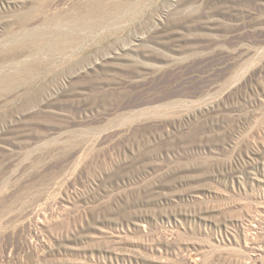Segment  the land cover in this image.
Returning <instances> with one entry per match:
<instances>
[{
    "label": "rangeland",
    "instance_id": "obj_1",
    "mask_svg": "<svg viewBox=\"0 0 264 264\" xmlns=\"http://www.w3.org/2000/svg\"><path fill=\"white\" fill-rule=\"evenodd\" d=\"M0 264H264V0H0Z\"/></svg>",
    "mask_w": 264,
    "mask_h": 264
},
{
    "label": "bare ground",
    "instance_id": "obj_2",
    "mask_svg": "<svg viewBox=\"0 0 264 264\" xmlns=\"http://www.w3.org/2000/svg\"><path fill=\"white\" fill-rule=\"evenodd\" d=\"M32 66V65H31Z\"/></svg>",
    "mask_w": 264,
    "mask_h": 264
}]
</instances>
